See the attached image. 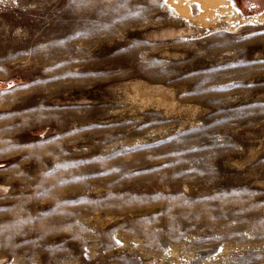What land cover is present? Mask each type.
Segmentation results:
<instances>
[{
	"label": "rangeland",
	"instance_id": "obj_1",
	"mask_svg": "<svg viewBox=\"0 0 264 264\" xmlns=\"http://www.w3.org/2000/svg\"><path fill=\"white\" fill-rule=\"evenodd\" d=\"M247 2L0 0V264H264Z\"/></svg>",
	"mask_w": 264,
	"mask_h": 264
},
{
	"label": "crops",
	"instance_id": "obj_2",
	"mask_svg": "<svg viewBox=\"0 0 264 264\" xmlns=\"http://www.w3.org/2000/svg\"><path fill=\"white\" fill-rule=\"evenodd\" d=\"M244 1H248L247 3H244L245 5L249 4L250 6H256V7L264 6V0L261 3H260V0H244Z\"/></svg>",
	"mask_w": 264,
	"mask_h": 264
},
{
	"label": "trees",
	"instance_id": "obj_3",
	"mask_svg": "<svg viewBox=\"0 0 264 264\" xmlns=\"http://www.w3.org/2000/svg\"><path fill=\"white\" fill-rule=\"evenodd\" d=\"M11 84H7L6 86L8 87V86H10Z\"/></svg>",
	"mask_w": 264,
	"mask_h": 264
},
{
	"label": "flooded vegetation",
	"instance_id": "obj_4",
	"mask_svg": "<svg viewBox=\"0 0 264 264\" xmlns=\"http://www.w3.org/2000/svg\"><path fill=\"white\" fill-rule=\"evenodd\" d=\"M263 0H260V3L262 2ZM251 3V2H250Z\"/></svg>",
	"mask_w": 264,
	"mask_h": 264
}]
</instances>
